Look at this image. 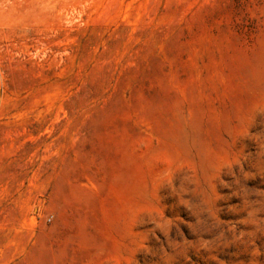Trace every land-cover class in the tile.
Returning <instances> with one entry per match:
<instances>
[{
    "label": "rangeland",
    "instance_id": "obj_1",
    "mask_svg": "<svg viewBox=\"0 0 264 264\" xmlns=\"http://www.w3.org/2000/svg\"><path fill=\"white\" fill-rule=\"evenodd\" d=\"M0 264H264V0H0Z\"/></svg>",
    "mask_w": 264,
    "mask_h": 264
}]
</instances>
